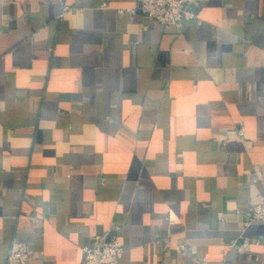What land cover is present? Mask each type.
I'll list each match as a JSON object with an SVG mask.
<instances>
[{
  "label": "crops",
  "instance_id": "0c3cea01",
  "mask_svg": "<svg viewBox=\"0 0 264 264\" xmlns=\"http://www.w3.org/2000/svg\"><path fill=\"white\" fill-rule=\"evenodd\" d=\"M197 1L0 0V264H264V0Z\"/></svg>",
  "mask_w": 264,
  "mask_h": 264
},
{
  "label": "built area",
  "instance_id": "2783aa9c",
  "mask_svg": "<svg viewBox=\"0 0 264 264\" xmlns=\"http://www.w3.org/2000/svg\"><path fill=\"white\" fill-rule=\"evenodd\" d=\"M135 8L127 9L130 13L140 11L146 17L158 22L162 26L182 28L186 21L194 16L190 12L192 5L197 6V0H136ZM200 23V21H198ZM245 225L259 222L264 226V180L262 193L250 206ZM108 234L94 236L83 247V264H118L124 253V247L114 236ZM258 243V240H255ZM249 242L244 240L241 247L247 249ZM32 252L25 242H12L5 256L4 264H30Z\"/></svg>",
  "mask_w": 264,
  "mask_h": 264
}]
</instances>
